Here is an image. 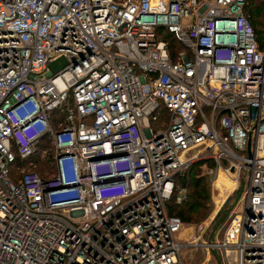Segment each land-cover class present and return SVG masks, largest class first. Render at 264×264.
<instances>
[{"label": "built area", "instance_id": "1", "mask_svg": "<svg viewBox=\"0 0 264 264\" xmlns=\"http://www.w3.org/2000/svg\"><path fill=\"white\" fill-rule=\"evenodd\" d=\"M245 6L0 0V264H179L166 205L184 198L189 151L246 172L220 245L264 264V47Z\"/></svg>", "mask_w": 264, "mask_h": 264}, {"label": "rangeland", "instance_id": "2", "mask_svg": "<svg viewBox=\"0 0 264 264\" xmlns=\"http://www.w3.org/2000/svg\"><path fill=\"white\" fill-rule=\"evenodd\" d=\"M253 6H258L257 29L264 30V6L261 0H251ZM177 51L181 50L179 45L174 46ZM68 63L65 55H56L46 64V72L55 74ZM193 151L186 154L193 167H196L198 173L205 177L207 182V204L206 215L198 221L184 223L178 232L177 238L181 242L179 251V264H234V252L231 248L221 246L224 232L230 224L231 219L243 211L245 203L244 189L246 184V172L241 170L237 176L225 170L220 169L217 165H204V160L210 159V155H193ZM48 162V161H47ZM46 162V163H47ZM221 166H226V162L221 160ZM45 161L40 163L44 166ZM42 168L43 167H37ZM187 168V167H186ZM182 170V175L185 170ZM210 169L209 171H207ZM40 170V169H39ZM42 172V171H41ZM232 182L234 188L230 190ZM184 198L176 202L171 200L175 206L181 207L186 205L191 199L190 187H185ZM209 243L215 247L207 246Z\"/></svg>", "mask_w": 264, "mask_h": 264}, {"label": "trees", "instance_id": "3", "mask_svg": "<svg viewBox=\"0 0 264 264\" xmlns=\"http://www.w3.org/2000/svg\"><path fill=\"white\" fill-rule=\"evenodd\" d=\"M259 7L258 6H253L251 0H246V6L243 9L244 15L250 24V26L253 29L254 36L256 39V42L258 44L259 48L264 47V30H258L257 29V15L259 13ZM159 37L164 39L167 42L168 50L170 52L171 58H175V53L177 49L174 48L175 45H179L181 47V44L173 37L172 34L164 30L163 28H159L158 31ZM69 101V98L68 100ZM65 107V106H64ZM64 107H62L60 110H63ZM60 117H61V112ZM42 140L39 141V143ZM29 160L32 161L33 163V170H35L38 174L43 175V172L45 170V166L49 162V159L43 158L41 159L37 154H34ZM45 161L44 166H40V163H43ZM48 161V162H47ZM47 162V163H46ZM26 161H19L16 159L13 161L10 165V177L13 180L17 179V167L20 166H27ZM204 165H213L212 159H206L202 163ZM206 165V166H207ZM37 167H43L42 168H36ZM215 166V164H214ZM196 167H193V165L189 164L187 166V170H185L184 174L182 173L176 175V182L179 183V185L184 186V187H190V194H191V199L186 205L177 207V205H174L171 200H174L173 198H170L167 201V212L169 215L176 216L180 219L181 222L184 223H190V222H195L198 220H201L207 212L206 209V204H207V182L205 181V177L199 175L198 173H195L197 170L194 169ZM40 169V170H39ZM42 171V172H41Z\"/></svg>", "mask_w": 264, "mask_h": 264}, {"label": "bare ground", "instance_id": "4", "mask_svg": "<svg viewBox=\"0 0 264 264\" xmlns=\"http://www.w3.org/2000/svg\"><path fill=\"white\" fill-rule=\"evenodd\" d=\"M231 185H232V186H231L230 190L234 188L235 184L232 182Z\"/></svg>", "mask_w": 264, "mask_h": 264}]
</instances>
